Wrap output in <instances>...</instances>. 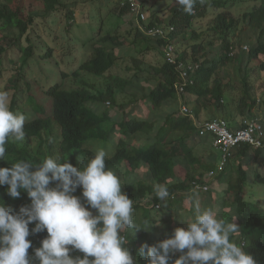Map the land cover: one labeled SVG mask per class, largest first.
I'll return each mask as SVG.
<instances>
[{"label":"trees","instance_id":"1","mask_svg":"<svg viewBox=\"0 0 264 264\" xmlns=\"http://www.w3.org/2000/svg\"><path fill=\"white\" fill-rule=\"evenodd\" d=\"M2 1L0 3V29L4 35H0V66L4 54L12 46H16L22 54L21 65H27L33 59L34 47L31 41L26 38L28 45L23 46L21 40L28 29L34 26L35 20H48L46 22L48 25L58 24L57 27L64 25L57 40L49 38L50 31H48L47 41L42 39L46 43L47 50L45 55L41 56V60L45 61L51 58L55 52L54 48L59 46L66 37L70 38V31L75 22L74 14L77 2L63 4L61 0H37L39 5L37 7L39 8L35 9L31 5L25 8L23 2H20L21 0ZM100 1V7H104L103 4L108 2L106 0ZM156 1L157 7L154 4L147 5L149 0H137L139 8L146 16L143 25L148 30L162 28L164 25L162 13L158 11L164 10V6L159 3L162 0ZM255 1L259 4L251 8L245 0H238L236 6L243 8V10H239L237 16L229 10V3H234L236 0H196L193 10L195 14L185 13L178 4L166 7L169 12V24L174 27L173 38L179 39L181 44L186 46L183 51H174L172 55L176 60L191 66V69H187L186 72L188 78L194 81L192 84L184 85L181 93L178 88L182 86L184 80L177 66L169 64L165 59L166 47L169 44L165 38L144 35L136 27L135 38L130 42L127 37L119 34L120 27L117 22L114 24L111 22L112 20L108 19L107 23L110 28L105 30L103 26L105 23L101 22L96 37L91 38L87 43L84 42L85 45L91 44V58L80 63L71 74L62 73L63 79L73 78L78 84L77 87L71 86L65 89L62 82H59L46 90L45 95L52 100L51 116L36 118L25 123V140L23 142L10 140L6 144V156L4 161H0V167H10L11 164L20 160L39 163L44 158L51 156L67 160L79 168L81 164L86 163L95 154L89 151L85 146L86 143L88 141L93 142V140L107 142L109 136L115 133V128H119L120 138L114 154L109 159H105L107 168L116 170L123 164L132 168L140 165L146 167L147 173L149 172L151 175L149 179H151L154 174L159 172L160 166L164 163L171 164L177 157H182L186 166L190 164L193 167V164L199 159L193 157L190 152L192 149L188 147L187 141L195 137V131L192 129L189 117L184 116L175 119V115L177 111H180L182 105L192 108L196 120L201 119L203 109L217 115H211L209 117L211 119L223 115L226 108L225 94L228 91V84L225 82L228 73L223 74V69L229 63L237 61L238 65L241 66L244 62L245 68H248V65L252 64L253 58H261L258 69L264 72V44L262 43V39H264V0ZM19 2L20 4L17 5ZM130 9L128 4L118 5L116 13L120 14L119 16L131 14ZM210 10L218 13L211 22L208 33H205L207 37L200 41L205 35L197 32L193 23L197 19L205 18ZM59 18H64L60 24ZM6 30H15L18 32V36L13 37ZM247 30H251L253 35L257 34L258 43L254 45V37L249 36L246 33ZM237 31L246 36L243 39L240 38L238 43H234L231 36L235 35ZM41 36L37 35V38H41ZM138 40H143L149 46L143 50H137V42L133 43V41ZM72 41L75 40L70 38L68 43ZM191 42L193 44L190 45ZM242 43L248 45V51L237 52L233 58H229L230 53L240 50L241 46H244ZM66 48L71 50L70 48L73 46ZM152 50H157L163 54V64L146 62V57ZM194 66H197L198 69ZM245 68L243 79L240 81L242 95L238 104L234 106L237 109L236 114H240L242 117H254L260 114L261 104L263 105L264 102L262 100L258 103L253 98L252 86L249 85L250 76ZM122 69L124 74L129 76L119 75L117 70L122 71ZM143 74L147 76L144 77ZM20 77L19 72L18 76L10 81L11 89H15ZM91 78L98 81L102 79L103 82L93 80L94 82L91 83L89 80ZM139 79L140 81L136 83L135 81ZM142 81L154 82V85L146 88L140 85ZM127 88L130 91H127ZM118 95L125 97L119 100L117 99ZM140 101H145L150 111L165 107L166 109L163 111L170 114L161 125L162 128H160L156 140L151 141L149 139L150 144L136 147L133 142L137 138L143 140L146 137H151L149 134L155 130V123L152 120L134 118L130 116L132 111L126 112L127 106H136ZM16 102L14 97L10 107V110L14 112L15 109H20L16 106ZM106 102L110 103L112 107H117L120 111L115 121L108 112H94L92 109L94 106L96 111L101 110L102 105ZM36 110L40 113L43 112V108L39 106H36ZM236 114L231 111L229 122L231 125L235 124ZM184 126L188 127L185 131L186 136L182 134L178 141L173 142L171 140L169 144H166L171 139V131ZM31 140L37 141L36 147L30 146L29 141ZM217 151L219 155L211 151L212 157L205 159V162H201L200 159L199 165L205 163L204 170L206 172L215 170V164L221 157V152ZM191 162L194 163L191 164ZM257 162L264 163V151L253 150L247 145H241L227 162L224 171L216 176V182L221 186L227 185V188H224L222 192L210 189L198 197L201 199L202 208L212 207L214 209L218 207L217 212L224 220L231 221L233 217H237L236 222L240 226V236H236L234 239L237 243H244L245 251L253 255L257 264H264V206L258 201L245 198L248 184L264 185V175L246 168V165L252 167L251 163ZM199 165L198 167H200ZM201 172L204 174V171ZM199 177L202 178L201 175ZM200 178L196 179L187 168L185 180L178 185L171 186L169 191L171 193L179 191L178 202L180 204L185 200V197H189L185 194L191 188L192 182L198 181ZM228 186H230V190H228ZM125 192L130 199L140 203L141 199L136 197V193L146 194L150 192V189L145 188L142 184H135L127 185ZM151 192L154 193V188ZM74 194L81 195V190L77 189ZM230 194L232 200L227 197ZM153 197V200L149 201L148 204L158 202L155 193ZM0 201L13 211H18L20 206L30 203L26 193L23 192L18 199L9 197L6 193V186L0 187ZM168 207L171 208L172 203H169ZM142 210L144 216L139 220L140 225H143L146 220L151 222V210H148L147 207L142 208ZM32 227L34 224L29 225L30 230ZM46 235L45 231L28 237L32 241V247L28 250L29 255H33V250L40 247V242ZM136 242H139L136 262L137 264H145L139 255V249L143 244H149L146 243L149 242V239L147 236L141 235ZM151 245L149 244V246ZM177 257L178 255L173 256L172 259Z\"/></svg>","mask_w":264,"mask_h":264},{"label":"clouds","instance_id":"2","mask_svg":"<svg viewBox=\"0 0 264 264\" xmlns=\"http://www.w3.org/2000/svg\"><path fill=\"white\" fill-rule=\"evenodd\" d=\"M117 3L122 6L121 0H117ZM176 3L185 13L195 14L193 10L196 0H176ZM128 15H132L139 32L147 35L142 31L146 29L143 25L146 18L138 23L132 13ZM169 21V18L167 22L164 20L162 27L168 32V37L165 38L169 42L167 46H172L174 51L181 52L186 46H183L179 39L173 38L174 27ZM171 28L173 31H170ZM253 40L254 45L259 41L258 37H254ZM262 43L264 44V39ZM248 49V45L241 46L240 50L230 53L229 58H233L237 52H247ZM9 96L12 103L14 97L11 94L0 92V161L5 159L6 144L10 140L23 142L26 138L25 123L36 119L26 120L27 115L18 112L21 109H15V112L10 110ZM263 105L261 104L258 116L241 117L234 125L229 123V119L226 121L221 116L215 119L201 117L200 120H196L192 108L188 106L191 116L187 117L195 131V136L210 139L211 147L214 148L211 137L199 136L197 128L199 122L221 120L229 129L235 130L240 127L241 120L256 118L261 119L264 125ZM111 107L110 103L106 102L101 110L96 111L94 106L92 109L94 112H108L113 119L114 110L109 112ZM129 107L132 105L127 106V109ZM158 110L160 111L157 109L150 112L155 114ZM176 115V119L184 117L181 115V109ZM119 138L118 133L117 141L114 142L110 135L108 141L104 143L111 142L114 147ZM29 144L34 148L37 146V141L31 140ZM241 145L247 144L241 143L239 147ZM85 146L90 152H94L87 143ZM247 146L253 150L264 151L261 148ZM239 147L233 149L232 157ZM94 153V156L79 168L67 160L51 156L39 163L20 160L10 167H0V187L6 186L7 195L18 199L23 192L30 200L29 204L20 206L18 211H13L0 201V264H137L136 252L139 242L136 241L141 235L147 236L149 242L146 243L152 244L151 246L143 244L139 249V255L145 264H257L253 255L245 251L244 243H237L234 239L240 236L237 217H233L231 221L224 220L212 207L202 208L198 197L192 198L193 207L190 204V209H187L190 214L183 217L182 213L185 210L175 208L179 205V191L171 193L170 187L162 183L154 186L157 203L148 204L152 201L148 200L150 192L148 194L135 192L139 194L137 198L141 199L140 203H137L122 191L121 178L112 169L106 167L105 159H109L114 153L109 158H106L103 148L97 149ZM220 160L215 170L200 174L202 178L194 174L196 179H200L192 182L187 193L195 190L206 191L199 192L200 196L207 193L209 188L206 185H209V181L216 179V176L226 168L227 163L223 170H218ZM184 180L185 178L181 182ZM77 189L81 190V195L74 194ZM154 193L151 192L152 197ZM142 203L145 206H141ZM169 203H172L171 209L179 210V218L184 224H181L177 212L169 210ZM145 207L151 210L150 216L156 213L173 215V223H163L152 230L150 227L159 224V220L155 223L146 220L143 225H140V222L135 223L134 218L138 217L137 215L144 216L142 208ZM30 224H34L31 230ZM130 229L135 230L134 237L128 236ZM45 231L47 235L41 240L40 247L33 250V255H29L28 250L32 247V241L28 237ZM176 255L178 257L173 260L172 257Z\"/></svg>","mask_w":264,"mask_h":264},{"label":"rangeland","instance_id":"3","mask_svg":"<svg viewBox=\"0 0 264 264\" xmlns=\"http://www.w3.org/2000/svg\"><path fill=\"white\" fill-rule=\"evenodd\" d=\"M37 0H21L20 2H23L22 4L25 6L31 5L34 6V8H39L37 6L38 3ZM63 4H68L71 2H77V8L75 10L74 14V24L71 29V35L70 38H73L75 41L69 42L68 40L70 38L66 37V39H63L61 41V44L57 47H52L55 49V52L53 53L52 57L47 60H41V56L45 55L46 53V43L42 41L46 40L48 37V31H50L49 38L53 40H57L58 34H61L64 28V25L61 27H57L58 24H50L48 25L46 22L48 20H35L34 26L29 28L26 35H24L21 40V44L23 46H27L26 38H28L33 47H34V57L32 60H30L27 65H21L20 58L22 56L20 50L16 46H12L8 49V51L4 54L2 65L0 66V92H6L7 94H11L12 97H15V100L17 101L16 106L20 108L21 110L18 112H21L26 116V120H33L34 118H47L51 115V109H52V101L46 97L45 93L46 90L54 85L55 83L62 82L63 88H70L71 86L77 87V82L74 81L73 78L63 79L62 73L71 74L74 72L80 63H83L85 60H88L92 56V47L91 44L85 45L91 38L96 37L98 29H100V23H105L104 30L106 28H110L107 21L108 19L112 20L111 22L116 24L118 23L120 30L119 34L127 37L130 42L135 38V29L136 25L134 22V19L131 17L132 15L124 14L119 16L120 14L116 13V9L118 7L117 0H106L108 1L106 4H103L104 7H100L101 1L100 0H61ZM237 1L232 3H229L230 9L232 13L237 16L239 10H243V8H239L236 6ZM3 2L0 0V3ZM20 2L17 4L19 5ZM245 2L249 3V6L251 8L257 6L259 2L255 0H245ZM159 3L164 6V10H158L162 13V18L165 20V22L168 21L169 18V12L166 7L170 5V7L174 6L176 3V0H162L159 1ZM154 4L156 7L158 6V3L156 0H149V4ZM221 10V9H219ZM218 12H213L212 10L209 11V14L206 15L205 18L197 19L194 22V29L197 32L204 33L205 37L201 38L200 41L205 40L207 37L205 33H208L209 27L211 25V22L213 21L214 17L217 15ZM116 16H119V18H116ZM236 18V17H235ZM64 18H59V24L63 22ZM76 23V24H75ZM132 23V24H131ZM1 24V23H0ZM69 25V24H68ZM7 33H10V35H13V37L18 36V32L15 30H6ZM246 33L251 37H256L257 34L253 35V32L251 30H247ZM73 34V35H72ZM0 35H4V32L0 29ZM37 35H42L41 38H37ZM241 36V37H240ZM246 35L241 34L240 31H237L235 35L231 36V40L234 43H238V41L243 39ZM137 42L136 45H138L137 50H143L148 44H146L143 40L133 41ZM84 45H83V44ZM193 44L192 42L190 45ZM21 45V46H22ZM242 45H246L242 43ZM67 46H73V48H70L71 50H68L66 48ZM152 47V46H151ZM182 47V46H181ZM72 51V52H71ZM70 52V53H69ZM134 54V52H133ZM67 55V56H66ZM163 54L157 50H152V52L149 53V55L146 57V62L149 64H163ZM261 58H253L252 64L248 65V68H245L244 62L241 66L238 65V62L235 61L233 63H229L224 67V73H228V76L225 77V82L228 84V91L225 94L226 98V108L223 115H219L221 117H224V119L227 121V119L231 120L230 114L231 111L237 113V109L235 106L238 104V101L242 95V89H241V80L243 79L244 75V68L245 70H248L249 73V85L252 86V96L256 100V102L262 101L264 102V72H262L260 69H258V66L260 65ZM20 67H23V69L20 70ZM124 67V66H123ZM119 75L124 76V71L117 70ZM20 72L21 77L19 78V81L17 83V86L15 89L10 88V81L15 78V76H18V73ZM126 72V70H125ZM114 73V72H113ZM129 76V75H125ZM143 76H147L146 74H143ZM90 82H94L95 79H89ZM88 80V81H89ZM96 82H103L102 79L95 80ZM140 81L136 80L135 82L138 83ZM140 85H143L146 88H149V86L153 87L154 82L146 83L142 81ZM9 90V91H7ZM127 91H130L129 88L126 89ZM142 96V93H141ZM122 97H125L124 95H118L117 99H122ZM8 103L9 107L11 104V97H8ZM235 105V106H234ZM36 106H39L43 108V112L40 113L36 110ZM112 110H117V108L111 107L109 109V112ZM132 112L134 115H137L139 118L147 119L150 115V108L148 107V104H146L145 101H141L138 104V107H130V109H126ZM211 111H206L203 109L201 117L202 119H208L211 117V115L217 116L215 113ZM163 114L158 110L155 112L154 117L161 118ZM242 116L239 114H236L235 121L238 122L239 119ZM116 139V136H115ZM90 149L94 152L97 151V149L103 148L106 152V158H109L112 153L115 152V148L112 146V143H104V141H95L93 142H87ZM136 146L140 144V142H134ZM211 151L217 155H219V152L211 148L209 149V152L206 151L207 155L211 153ZM205 163H201L200 169L204 167ZM251 166L246 165V168H249L251 170L257 171L260 175H264V163H251ZM196 169H199L197 166ZM204 170V169H203ZM201 170V171H203ZM185 171L181 170L179 173V177L181 180L185 178ZM236 176V175H233ZM204 179V177H203ZM216 179H212L209 181V185H206L207 188L216 190L217 192H222L224 188H227V185L219 186V184L215 181ZM247 186V191L245 198L252 201H258L264 206V185H250ZM252 186V187H251ZM228 190H230V186H228ZM199 192H206L203 190H195L192 192H189L190 195L193 197H198ZM252 192V194H249ZM152 195H149V198H151ZM229 197L232 200V195L230 194ZM199 198V197H198ZM200 203L201 199L199 198ZM190 204L193 206V200L192 199H186L184 202L180 203L178 206H175V208H181L182 210H187L190 206ZM141 206H145L143 203ZM190 209V208H189ZM214 210H218V207H215ZM162 214V213H160ZM160 224V223H159ZM239 225V223H237Z\"/></svg>","mask_w":264,"mask_h":264},{"label":"crops","instance_id":"4","mask_svg":"<svg viewBox=\"0 0 264 264\" xmlns=\"http://www.w3.org/2000/svg\"><path fill=\"white\" fill-rule=\"evenodd\" d=\"M135 107H138V106H135ZM129 109H130V107H129ZM165 109H166L165 107L163 109L162 108L160 109L161 113L163 114V116L161 118H156L155 119L154 114H152L153 112H150V115L148 116V119L152 120L155 123V125H154L155 130L153 131V133L149 134V135H151V137H146L143 140H140L139 138H137L135 140V142H140V144L138 145L139 147L147 145V144H150L149 143V139H151V141L156 140V138L158 136V132H159L160 128H162L161 125L165 122V119L166 120L168 119L169 114H170V113L166 114L163 111ZM132 112H134V111H132ZM132 112L130 114L131 117L133 116L134 118H139V117H137V115H134ZM119 114H120L119 110L118 111L114 110L112 112V116H113V120L114 121L118 118ZM177 116L178 115H176V117ZM176 117H175V119H176ZM143 118H139V119H143ZM155 120H157V121H155ZM187 128H188L187 126H184V127L179 128L177 130L171 131V137H170L171 139L170 140H168L169 138L166 139V140H168L166 144H169L171 140L173 142L178 141L179 138H180V135H182V134L186 136L185 131H187ZM118 129L119 128H115L114 129L115 133L111 134L112 140L114 142L117 141V137H118V132L117 131H118ZM187 135H188V132H187ZM115 136H116V139H115ZM127 143H129L128 140H127ZM133 144H134V142H133ZM187 145H188V147L190 149H192L191 151L190 150L189 151L192 153L193 157L199 159V161H196L195 163L191 162V164L194 163L193 167H191L190 164H188L186 166L185 160L182 157H177V158L174 159V161L171 164L164 163L162 166H160L159 172L157 174H154L151 177V179H149V177L151 175L149 174V172L147 173L146 167H143V166H140V165H137L134 168L128 166V169H127L126 165H122L119 169L113 170L121 178V180L123 182L122 191L125 192V188H126L127 185L142 184L145 188H149L150 189V194L149 195H152L151 194L152 189L154 188L155 185H159L160 183L164 184L165 186H169V187L178 185V183H180L182 181L180 178H178L179 177V173H180L181 170H184L185 173H186V169L188 168V170L192 174H197V175L202 174L201 170H203L204 167L202 169H200V167H199V169H196V167L199 165L200 159H201V162H205V159H208V158L212 157L211 153L209 155H207V153H206V151L209 152V149L212 148L210 139H208V138H204V139L203 138H197L195 136V137L190 138L189 141H187ZM216 159H217V157H216ZM215 166H216V164H215ZM203 171H205V170H203ZM148 193L149 192H147L146 194H148ZM185 195L189 196L188 197L189 199L193 198V196L190 195L189 193H187ZM136 197H139V194H136ZM153 198L154 197H151V198L148 197V200H153ZM185 198L187 199V197H185ZM163 207H165V206H163ZM169 210L177 212L178 213V218H179V215H180L179 210L171 209V208H169ZM93 212L95 214V210H93ZM189 214H190V212L188 210H185L182 213L183 217H187V216H189ZM137 216L138 217H135L134 220H135V223L138 224L139 220L143 216H141V215H137ZM173 218H174L173 215L157 214V213L153 214L152 216H150L151 222L155 223V222H158V220H159L160 224L173 223V221H174ZM142 220L144 221V219H142ZM179 220H180V218H179ZM180 222H181V224H184V222L182 220H180ZM160 224H153L150 227V230L154 229L155 227H157ZM135 235H136V232L134 233V230H129L128 231V236L129 237L130 236L134 237Z\"/></svg>","mask_w":264,"mask_h":264},{"label":"built area","instance_id":"5","mask_svg":"<svg viewBox=\"0 0 264 264\" xmlns=\"http://www.w3.org/2000/svg\"><path fill=\"white\" fill-rule=\"evenodd\" d=\"M122 6L130 5L131 13L136 17L138 23L144 21L146 16L141 11L136 0H121ZM143 27H140L142 29ZM145 34L156 38H167L168 32L163 28H153L151 30L142 29ZM173 31V28L170 29ZM165 59L169 64L177 66V69L181 71V77L184 83L179 87V92H183L184 85L190 83L193 80L188 78L187 69H191V66L178 61L172 55L174 48L172 46L166 47ZM186 64V65H185ZM197 68V67H196ZM181 115L191 116V111L187 106L181 107ZM240 127L235 130L228 128L227 124L221 120H214L212 122H199L197 124L198 134L201 137H211L212 145L215 149L221 152V160L218 164V170H223L225 164L232 157L233 149L239 147V144H247L254 148L264 149V125L261 119L249 118L243 119L239 122ZM213 175V172H211Z\"/></svg>","mask_w":264,"mask_h":264}]
</instances>
